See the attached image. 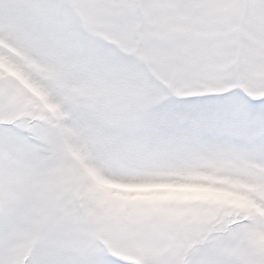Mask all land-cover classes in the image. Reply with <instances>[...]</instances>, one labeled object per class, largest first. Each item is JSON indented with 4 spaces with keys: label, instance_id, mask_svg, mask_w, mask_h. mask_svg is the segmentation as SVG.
Listing matches in <instances>:
<instances>
[{
    "label": "snow or ice",
    "instance_id": "obj_1",
    "mask_svg": "<svg viewBox=\"0 0 264 264\" xmlns=\"http://www.w3.org/2000/svg\"><path fill=\"white\" fill-rule=\"evenodd\" d=\"M0 264H264V0H0Z\"/></svg>",
    "mask_w": 264,
    "mask_h": 264
}]
</instances>
